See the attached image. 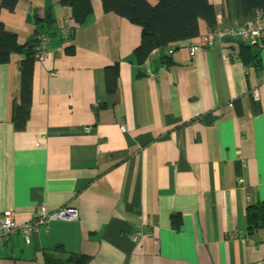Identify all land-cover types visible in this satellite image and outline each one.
<instances>
[{"label": "crops", "instance_id": "1", "mask_svg": "<svg viewBox=\"0 0 264 264\" xmlns=\"http://www.w3.org/2000/svg\"><path fill=\"white\" fill-rule=\"evenodd\" d=\"M209 2L221 29L254 17L237 0ZM0 21L19 44L51 38L44 59H33L22 130L12 117L25 56L0 64V214L12 209L21 225L41 205L79 209L75 221L39 225L29 243L13 234L0 264H46L47 254L87 255V264H264V228L247 232V207L264 206V43L222 37L190 57L184 40L139 65L140 27L102 0L83 25L62 0H18L12 12L0 2ZM228 54L236 59L225 64ZM139 230L146 235L133 239Z\"/></svg>", "mask_w": 264, "mask_h": 264}, {"label": "trees", "instance_id": "2", "mask_svg": "<svg viewBox=\"0 0 264 264\" xmlns=\"http://www.w3.org/2000/svg\"><path fill=\"white\" fill-rule=\"evenodd\" d=\"M72 10L76 24L83 25L92 13V0H62ZM1 7L12 12L18 0H0ZM244 13H252L257 9L264 10V0H237ZM106 12H114L124 17L141 29V41L133 55L139 65L144 64L150 53L156 48H164L171 43L190 40L200 34L199 21H205L209 27H215L216 13L209 0H158L151 4L149 0H102ZM245 48V43L241 42ZM37 39L19 44L17 34L6 30L0 21V64L10 61L11 54H23L21 62V98L20 104L13 108L12 121L16 130L25 127L30 111V93L32 85V63ZM243 54V53H242ZM246 56L247 62L254 61L257 56ZM255 63V62H254ZM118 66L106 69V89L113 92L117 87ZM247 232L255 235L258 229L264 228V206L253 204L247 207ZM57 248H60L58 246ZM87 255L70 254L67 259H60L47 254L46 264H87Z\"/></svg>", "mask_w": 264, "mask_h": 264}, {"label": "built area", "instance_id": "3", "mask_svg": "<svg viewBox=\"0 0 264 264\" xmlns=\"http://www.w3.org/2000/svg\"><path fill=\"white\" fill-rule=\"evenodd\" d=\"M219 18H221V16H217L216 20ZM64 37L67 39V31H64ZM222 37H226L234 41L238 40L248 44L264 43V10L257 9L254 12V17L242 24L235 23L229 25L225 29L218 27L217 23L215 27H208L206 32L189 40L187 43V52L190 57H194L201 49H213ZM35 38L37 39V45L35 47L33 58L35 60L42 61L45 53L50 49L49 43L51 38L47 33L42 32L37 33ZM167 51L170 54L174 51L173 43L167 46ZM152 53L158 54L159 48L154 49ZM235 59L236 56L234 54H228L224 55L223 62L225 64H229ZM252 96L256 102L260 100L258 90L254 89ZM85 130L88 131L89 128H86ZM240 181L243 182L244 179L241 178ZM78 218L79 209L76 207L65 206L59 210L51 212L47 211L45 207L41 205L37 209L36 216L31 221L18 225L15 221L14 211L12 209H5L0 214V246L5 244L6 241L16 232H20L26 243H29L32 233L39 225L47 224L52 220L75 221ZM144 235H146L144 230H139L132 233V238L137 239L143 237ZM246 240H248L249 243H254L251 237H248Z\"/></svg>", "mask_w": 264, "mask_h": 264}]
</instances>
